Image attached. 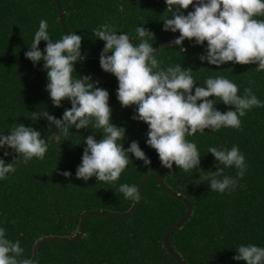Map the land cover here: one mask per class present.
I'll return each instance as SVG.
<instances>
[{
    "label": "trees",
    "instance_id": "1",
    "mask_svg": "<svg viewBox=\"0 0 264 264\" xmlns=\"http://www.w3.org/2000/svg\"><path fill=\"white\" fill-rule=\"evenodd\" d=\"M60 2L68 31L83 37L81 52L88 56L101 55L106 42L97 38L93 29L105 23L114 25L118 35L128 34L135 44L141 42L135 31L138 26L151 30L155 37L148 38L149 43L156 49L176 33L164 30L163 19L173 18L166 0ZM188 9L180 11L186 15ZM42 19L48 22L53 42L66 34L57 0H0V136L9 135L14 124L22 123L40 131L49 145L43 160L34 157L27 164L18 161L16 171L0 180V228L6 229L7 239L20 241L24 252L19 259H36L39 253L38 264H180L165 246L164 236L167 228L186 213L187 204L160 185L158 171L148 175L136 213L117 217L131 213L139 202L125 199L118 192L119 186L136 185L140 190L146 172L156 169L165 170L166 187L189 199L193 207L191 216L170 235L171 245L185 262L247 264L234 259L239 254L237 248L241 244L264 247V108L247 111L240 118L241 129L208 128L187 137L201 153L200 166L190 172L175 164L169 169L147 144L148 124L133 118L137 105L124 107L119 102L117 77L105 72L99 59L81 55L83 59L74 65L73 77L89 76L92 80L88 83L99 81L95 86L109 91L112 123L126 129L124 141L119 142L127 149L132 141H138L151 160L150 166L145 165L129 153L130 162L117 181L105 183L96 176L85 181L76 176L87 147L84 137L94 135L99 141L103 138L102 130H77L73 126L65 137L42 115L36 119L45 111L61 119L72 106L69 99L59 107L53 104L47 90L45 61L34 63L25 55L31 50ZM46 45L47 41L42 40L40 50ZM206 54L207 41L199 45L194 39H185L183 46L170 44L156 58L161 61V68L177 63L191 68L196 80L193 94L195 87H207V78L222 75L239 86V95L243 96L245 87H252L264 102V71H256L258 64L226 62L217 66L200 59ZM215 107L222 112L235 110L234 105L222 101H217ZM233 145H238L245 156L244 177H237L235 166L225 168L226 175L236 178V186L224 193L211 191L210 183L200 177L223 165L207 151L209 147L230 150ZM5 152L9 154L5 156ZM0 158L10 163L19 154L4 146L0 147ZM64 172H71V176L63 175ZM88 211H104L106 215H86L83 236L68 242L46 240L37 252L35 244L41 238L69 239L76 235L83 214Z\"/></svg>",
    "mask_w": 264,
    "mask_h": 264
},
{
    "label": "clouds",
    "instance_id": "2",
    "mask_svg": "<svg viewBox=\"0 0 264 264\" xmlns=\"http://www.w3.org/2000/svg\"><path fill=\"white\" fill-rule=\"evenodd\" d=\"M166 3L173 18L163 19L164 30L180 33L174 45L183 46L185 39H194L199 45L207 41V54L200 56L202 61L217 66L226 62L258 64L256 71H264V19H257L264 17V0H195V10L186 15L180 10L188 9L194 0H166ZM47 29L48 22L42 19L31 50L25 55L34 63L45 61L47 90L53 104L59 107L63 100L69 99L72 106L64 111L61 119L48 111L36 119L42 115L65 137L73 126L77 130L100 129L103 133L99 141L94 135L84 137L87 147L76 176L85 181L96 176L98 181L113 183L128 166L129 153L150 166L151 160L138 141H132L127 149L119 142L124 141L126 129L112 123L109 91L96 87L99 81L88 83L89 76L73 77L74 65L83 59V37L72 32L53 42ZM135 31L141 41L139 44L126 33L118 35L115 26L108 23L93 29L95 36L106 42L100 65L105 72L117 77V96L121 105H137L133 118L148 124L147 144L157 151L162 165L171 169L175 164L184 172H190L200 166L201 153L187 137L208 128L213 131L222 127L241 129L240 118L254 107L264 108V102L258 99L252 87H245L243 96L239 95V86L222 75L207 78L204 81L207 87H195L193 94L196 84L193 70L180 63L161 68V61L154 54L157 50L148 39L155 34L142 26ZM42 40L47 41L43 51L39 48ZM109 52L112 54L108 55ZM213 96L215 100L209 99ZM217 101L234 105L235 110L222 112L215 107ZM4 146L14 149L19 158L10 163L0 158V180L16 171L18 161L27 164L34 157L43 160L49 148L40 131L22 123L14 124L9 135L0 136V147ZM207 152L212 153L223 167L200 177L201 181H208L211 191H231L237 180L226 175L225 168L235 166L237 177L243 178L247 169L244 154L238 145H233L230 150L209 147ZM8 154L5 152V156ZM62 174L71 176V172ZM118 192L123 193L125 199H141L136 185L121 184ZM237 251L236 260L264 264V247L241 244ZM23 252L20 241L7 239L6 229L0 228V264H38L35 258L19 259Z\"/></svg>",
    "mask_w": 264,
    "mask_h": 264
},
{
    "label": "water",
    "instance_id": "3",
    "mask_svg": "<svg viewBox=\"0 0 264 264\" xmlns=\"http://www.w3.org/2000/svg\"><path fill=\"white\" fill-rule=\"evenodd\" d=\"M57 4H58L59 12H60V19H61V23H62L63 29H64V31H65L66 34H69L70 35L71 33L67 29V26H66V23H65V18H64V10H63V8L61 6L60 0H57ZM194 10H195V0H194V4L189 7L187 13L190 12V11H194ZM179 36H180V33H179V31H177L165 43H163L160 47H158L156 49L157 50L156 53H154V54H157V53L161 52L166 46H168L170 44H173V42L175 41V39L178 38ZM81 55H83L84 57H87V58H96V59H99V60H100V57H101V55H99V56H88V55L83 54L82 52H81ZM108 55H111V53H108ZM151 171H158L160 185L167 192H169V193L175 195L176 197L182 199L187 204V211H186V213L181 218H179L178 220H176L175 222H173L167 228V230L165 232V236H164V243H165V246L167 247L168 251L180 262V264H187L185 262L184 258L171 245L170 235H171L172 231L178 225L184 223L187 220V218L189 216H191L192 211H193L192 204L189 201V199L184 198L179 193H175V192L171 191L169 188L166 187V185L163 182V177H164V174H165V170L151 169V170H148L146 172V174L144 175V177L142 179L141 185H140V196L141 197H142V192H143V188H144L145 182H146L147 177H148V175L150 174ZM140 202H141V199L139 200L137 206L135 207V209L131 213H129L127 215H117V217H130V216L134 215L136 213V211L140 207ZM88 214L106 215V213L104 211H88V212H85L83 214V220H82L81 228H80L79 232L76 235H74L72 238H69V239H63V238H57V237H44V238H41L35 244V248H36L37 252H39V248H40L41 243L44 242V241H46V240L58 239V240H61V241H67L68 242V241L77 240L78 238H80L81 236H83L85 234V217ZM36 260L37 261L39 260V253H38L37 257H36Z\"/></svg>",
    "mask_w": 264,
    "mask_h": 264
}]
</instances>
